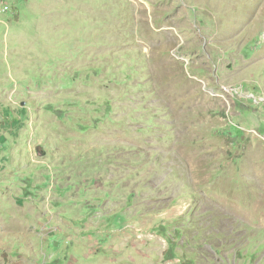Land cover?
Wrapping results in <instances>:
<instances>
[{
    "label": "rangeland",
    "instance_id": "rangeland-1",
    "mask_svg": "<svg viewBox=\"0 0 264 264\" xmlns=\"http://www.w3.org/2000/svg\"><path fill=\"white\" fill-rule=\"evenodd\" d=\"M0 264H264V0H0Z\"/></svg>",
    "mask_w": 264,
    "mask_h": 264
},
{
    "label": "built area",
    "instance_id": "built-area-1",
    "mask_svg": "<svg viewBox=\"0 0 264 264\" xmlns=\"http://www.w3.org/2000/svg\"><path fill=\"white\" fill-rule=\"evenodd\" d=\"M8 9H10L9 5H7V4L4 5L3 10H4V11H7Z\"/></svg>",
    "mask_w": 264,
    "mask_h": 264
}]
</instances>
